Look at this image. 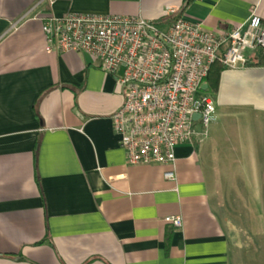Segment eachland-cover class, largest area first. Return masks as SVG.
Returning <instances> with one entry per match:
<instances>
[{
	"label": "crops",
	"instance_id": "crops-1",
	"mask_svg": "<svg viewBox=\"0 0 264 264\" xmlns=\"http://www.w3.org/2000/svg\"><path fill=\"white\" fill-rule=\"evenodd\" d=\"M169 7L208 30L252 11L264 25V0H0V264H264V52L219 68L203 90L208 134L175 148L170 180L168 164H127L114 77L87 54L44 49L51 14L141 15L164 29Z\"/></svg>",
	"mask_w": 264,
	"mask_h": 264
},
{
	"label": "built area",
	"instance_id": "built-area-1",
	"mask_svg": "<svg viewBox=\"0 0 264 264\" xmlns=\"http://www.w3.org/2000/svg\"><path fill=\"white\" fill-rule=\"evenodd\" d=\"M164 16L172 20L162 29L141 15L51 14L42 32L46 52L87 54L114 77L124 100L110 118L127 164H168L163 175L175 180V148L208 134L214 104L201 85L211 65L246 66L247 50L264 52V25L254 11L224 32L184 19L174 7Z\"/></svg>",
	"mask_w": 264,
	"mask_h": 264
},
{
	"label": "trees",
	"instance_id": "trees-1",
	"mask_svg": "<svg viewBox=\"0 0 264 264\" xmlns=\"http://www.w3.org/2000/svg\"><path fill=\"white\" fill-rule=\"evenodd\" d=\"M223 67L221 64L215 62L211 65L209 73L205 78V83L208 85V89L215 90L217 86L216 74L219 68Z\"/></svg>",
	"mask_w": 264,
	"mask_h": 264
},
{
	"label": "rangeland",
	"instance_id": "rangeland-1",
	"mask_svg": "<svg viewBox=\"0 0 264 264\" xmlns=\"http://www.w3.org/2000/svg\"><path fill=\"white\" fill-rule=\"evenodd\" d=\"M209 126H210V124H209ZM226 167H227V169H229V168H231L232 166H237V168H238V166H240V170H241V168H243V170H247L246 169V166H245V164H224ZM233 167V168H234ZM237 168H236V170H237ZM233 171V173H232V182H235V180H236V178H235V173L234 172H237L238 173V171ZM240 170H239V172H240ZM247 182L249 183L248 185V187H252L251 186V180L250 179H248L247 180ZM234 185V184H233ZM252 191H251V189L249 190V204H248V207H249V209H250V214L251 213H253L254 212V210L252 209V208H254L255 207V203L253 202V200H252Z\"/></svg>",
	"mask_w": 264,
	"mask_h": 264
},
{
	"label": "water",
	"instance_id": "water-1",
	"mask_svg": "<svg viewBox=\"0 0 264 264\" xmlns=\"http://www.w3.org/2000/svg\"><path fill=\"white\" fill-rule=\"evenodd\" d=\"M206 87H207V84H206V83H203V84L201 85V89H202V90H205ZM196 117H198V116L195 115L194 118H196Z\"/></svg>",
	"mask_w": 264,
	"mask_h": 264
}]
</instances>
